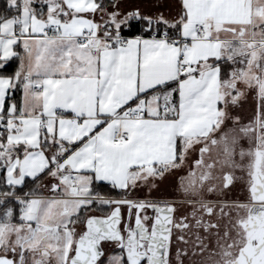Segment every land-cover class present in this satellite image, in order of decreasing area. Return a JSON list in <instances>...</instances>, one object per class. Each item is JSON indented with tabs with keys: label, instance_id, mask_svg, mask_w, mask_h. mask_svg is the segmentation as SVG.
Segmentation results:
<instances>
[{
	"label": "snow or ice",
	"instance_id": "snow-or-ice-1",
	"mask_svg": "<svg viewBox=\"0 0 264 264\" xmlns=\"http://www.w3.org/2000/svg\"><path fill=\"white\" fill-rule=\"evenodd\" d=\"M120 7L7 0L0 264H264V0ZM185 169L183 213L129 198ZM237 182L247 199H223Z\"/></svg>",
	"mask_w": 264,
	"mask_h": 264
},
{
	"label": "rangeland",
	"instance_id": "rangeland-1",
	"mask_svg": "<svg viewBox=\"0 0 264 264\" xmlns=\"http://www.w3.org/2000/svg\"><path fill=\"white\" fill-rule=\"evenodd\" d=\"M168 1H170V0H168ZM174 3H176V0L174 1ZM163 9H166L165 5H163ZM254 107H255V100L253 98V94H249L247 99L241 101V106H240L239 110H242L240 112L249 114V116H250L252 114V110L254 109ZM183 175H186V169H185V171L178 172L175 175H168L167 176L168 178L164 177V180L159 179V181H157V186L155 188L151 189V191H149V189L146 187H140V188L135 189L132 193H130L129 198L139 199V200L140 199H149V198L155 199V198H163V197H160L162 195L163 196L168 195V196H174V197H178V198H184L183 194L179 190V177L183 176ZM229 194H230V192L227 193L226 196H228ZM104 195L112 197V198H116V199L120 198V196L118 194H105L104 193ZM210 197H214V196H210ZM177 200L180 201L183 199H177ZM180 202H182V201H180Z\"/></svg>",
	"mask_w": 264,
	"mask_h": 264
},
{
	"label": "crops",
	"instance_id": "crops-1",
	"mask_svg": "<svg viewBox=\"0 0 264 264\" xmlns=\"http://www.w3.org/2000/svg\"><path fill=\"white\" fill-rule=\"evenodd\" d=\"M174 1L175 0H170V1H168V0H120V6H121L120 10L123 12H127V11H132L134 9H140L141 12L144 14L155 15L158 13H163L165 16H174L176 14L177 9H178L179 0H176V3H174ZM105 3H107V0H105ZM163 5H165L166 9H163ZM97 19H99V17H97ZM129 38H133V37H129ZM5 76H11V75H5ZM19 95H20L19 93H16L15 98L19 99ZM240 111H242V110H239L240 115H242L244 117L249 116V114L242 113ZM167 176L168 175H166L165 178ZM163 180H164V178H163ZM43 183H48V181L45 180V181H43ZM99 183H106V182H99ZM241 184L243 185V182H237L236 186L232 190L236 189L237 186H239ZM44 194L48 195V193L46 191L44 192ZM160 197L168 198V199H171L175 202H180V201L184 202V198H178V197L168 196V195H166V196L162 195ZM209 198L210 199H216V197H209ZM177 199H183V200L178 201ZM223 199L237 200L238 198L230 197V196H226V197L224 196Z\"/></svg>",
	"mask_w": 264,
	"mask_h": 264
},
{
	"label": "trees",
	"instance_id": "trees-1",
	"mask_svg": "<svg viewBox=\"0 0 264 264\" xmlns=\"http://www.w3.org/2000/svg\"><path fill=\"white\" fill-rule=\"evenodd\" d=\"M0 15L8 16L9 18L12 15H15L14 11H8L7 10V0H0ZM144 24L142 23H134V25L131 28H126L124 30V35L127 37H134L136 35H144ZM18 60H12L9 62L7 67L0 72V75H12L17 67H18ZM34 187V185L29 184V188ZM29 188H25L24 191L29 190ZM94 188L96 191H99L100 193L105 194H118L116 191H114L110 185L106 183H97L94 185Z\"/></svg>",
	"mask_w": 264,
	"mask_h": 264
},
{
	"label": "flooded vegetation",
	"instance_id": "flooded-vegetation-1",
	"mask_svg": "<svg viewBox=\"0 0 264 264\" xmlns=\"http://www.w3.org/2000/svg\"><path fill=\"white\" fill-rule=\"evenodd\" d=\"M237 175H241V173L237 172ZM228 196L238 198L237 199L238 201H245L247 199V191H246L245 186L242 184L237 186V188L231 191ZM140 200H144V199H140ZM149 200H156L161 203L167 202V203L175 204L179 209V212L177 213L178 215L183 213L187 207L183 202H175L168 198H155V199L149 198ZM122 213L126 216L127 210L122 209ZM149 215H153V214L149 212Z\"/></svg>",
	"mask_w": 264,
	"mask_h": 264
},
{
	"label": "built area",
	"instance_id": "built-area-1",
	"mask_svg": "<svg viewBox=\"0 0 264 264\" xmlns=\"http://www.w3.org/2000/svg\"><path fill=\"white\" fill-rule=\"evenodd\" d=\"M26 191H28V190H26Z\"/></svg>",
	"mask_w": 264,
	"mask_h": 264
}]
</instances>
